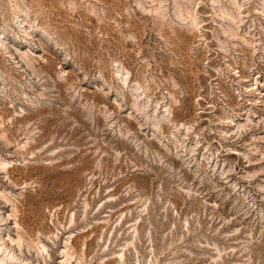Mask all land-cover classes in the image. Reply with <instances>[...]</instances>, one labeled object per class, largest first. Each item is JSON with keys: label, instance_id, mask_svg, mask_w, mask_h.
Instances as JSON below:
<instances>
[{"label": "rangeland", "instance_id": "374dc122", "mask_svg": "<svg viewBox=\"0 0 264 264\" xmlns=\"http://www.w3.org/2000/svg\"><path fill=\"white\" fill-rule=\"evenodd\" d=\"M0 264H264V0H0Z\"/></svg>", "mask_w": 264, "mask_h": 264}]
</instances>
